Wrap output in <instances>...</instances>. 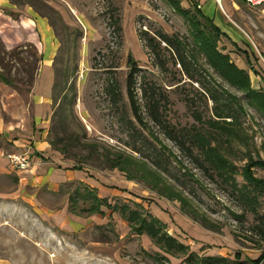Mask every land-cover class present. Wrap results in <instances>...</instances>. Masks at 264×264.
I'll list each match as a JSON object with an SVG mask.
<instances>
[{
  "label": "rangeland",
  "instance_id": "1",
  "mask_svg": "<svg viewBox=\"0 0 264 264\" xmlns=\"http://www.w3.org/2000/svg\"><path fill=\"white\" fill-rule=\"evenodd\" d=\"M7 1L11 7L0 9V26L7 25L4 35L0 34L6 51V56L1 55L5 67L0 61V74L11 79L13 85L0 83V115L5 123L15 121L21 107L26 109L29 104L32 85L25 71L29 61L21 63L14 56L27 57L32 51L31 47H26L30 43L27 42L28 28L18 23L24 17L22 14L30 9L46 19L59 44L54 59L55 120L50 131L60 128L57 133L63 138L60 126H63L62 119H67L75 140L63 142L68 145L67 153H60L64 159L98 176L125 177L134 184L131 187L136 188V197L132 196L128 203L119 202L120 206L127 205L156 219L166 235L189 247L196 261L202 257H219L225 259L226 264H264V225L263 232L256 229L264 220V195L253 193L255 202H246L232 184L233 179L227 181L225 176L218 177L210 169L203 170L194 157L181 152L165 130L149 119H145L144 126L137 127L138 131H133L128 121L131 116L123 114L122 103L112 104L108 95V86L114 80L126 97L127 66L131 57L142 70L141 75L156 82L167 93L164 122L169 131L187 130L191 136L200 131L208 132L205 125L194 121L191 113L198 110L208 118L212 103H208L207 109L203 91L179 73V65L172 64L167 51L160 54L171 62L168 72H161L154 65V55L146 42L140 39L142 31L151 35L161 31L187 38L192 44L189 19L173 10L165 0H25L28 6L25 2L15 6L14 0ZM179 1L190 17L199 20L201 29L208 32L207 23L197 15L195 7L188 0ZM227 2L232 8L238 0ZM262 11L264 4L258 7L246 4L227 11L243 31V41L231 35L237 42L236 47L229 37L209 38L215 41L219 52L229 56L231 63L248 71L252 89L258 92L264 91ZM114 15L120 17L121 32L112 26ZM30 36L37 34L32 32ZM244 53L250 56V64L258 74L246 64ZM197 61L198 68L213 85L243 106L239 123L241 142L232 141L230 147L221 143L219 149L231 165L228 176L235 178L238 189L244 190L248 186L244 170L253 162L263 165L253 167L252 172L264 181V112L249 106L247 96L216 75L203 56ZM39 70L40 66L34 73L35 79ZM172 78L187 83L184 87L181 83L180 89L168 87L166 83ZM184 97L189 98L190 106L184 102ZM138 134L147 140L146 156L154 158V152L160 154V169L126 147ZM52 138L53 133L49 140ZM0 147H5L1 139ZM119 157L123 161L120 169L124 172L110 168L106 161V158ZM105 212V219L97 217L98 221L81 227L78 232L51 227L45 230L31 215L16 213L7 223L1 217L6 224L0 225V264H186V253L185 256L184 253L167 254L149 237L134 235L119 213L109 217L110 212ZM151 214L161 216L163 222Z\"/></svg>",
  "mask_w": 264,
  "mask_h": 264
},
{
  "label": "trees",
  "instance_id": "2",
  "mask_svg": "<svg viewBox=\"0 0 264 264\" xmlns=\"http://www.w3.org/2000/svg\"><path fill=\"white\" fill-rule=\"evenodd\" d=\"M165 1L173 10L181 15L183 14L187 20L189 19L188 21L191 25V37L195 42L193 41L192 44H189L187 38H181L176 34L169 35L161 31L155 32L153 35L149 34L147 31H142L140 33V39H143L146 42L147 48L150 50L151 54L154 55V65L159 68L161 72H168V65L169 62H171L166 60V58L160 54L161 51H167L170 54L169 57L172 60V64L174 66L179 65V73L191 83L197 84V86L203 91L204 94H202V97L205 101L206 108L208 109V103H212L211 115L208 118H204L203 114L198 110L193 111L191 114L195 122L205 125L207 127V131L212 132V134H209L208 132L201 133L200 131L191 136L187 130H182V132L175 130L169 131L164 122L166 119V107L168 105L167 93L156 82H152L148 80L145 75H141L142 70L131 57L128 59L127 66L129 72L126 78V97H124L120 86L114 80L111 82L110 86H108V95L112 104H116L118 102L122 103L123 114L127 117L131 116V120L128 121L133 131H138L137 127L144 126L145 119H149L155 126L165 130L167 137L177 143L181 152L194 157L199 167L205 171L210 169V171L216 173L218 177L225 176L226 180L233 179L232 184L235 185V189L238 190L245 201L248 202L251 200V202L254 203V199L256 197L253 193L264 195V181L256 178L252 169L256 166L263 167V165L260 163L253 164L252 162L248 167H246L244 170V179L249 187L245 186L244 190L242 188L238 189L235 178H232V176H228L227 174L231 165L219 151L222 146L221 143L230 147V143L232 141L238 143L241 142L242 130L239 123L241 113L243 112V106L239 104L236 98L229 95L227 92L219 90L215 85H213L208 80L205 73L198 68L196 62H198L197 60H200L201 56H203L216 75L224 79L229 85L234 86L243 92L249 101L248 105L256 108L260 112H264V91L261 90L258 92L253 90L248 71L238 68L235 64L231 63L229 56L224 55L217 50V46L215 45L216 43L213 39H209L210 36L218 39L220 37H225V35L211 20L204 18L201 12L195 8L197 15L207 23L206 25L209 30L208 32H204V30L201 29L199 20H195L190 17L188 10L182 8L179 0ZM24 2L25 0H14L12 4L18 6L22 5ZM25 3L27 6L29 5L28 1ZM115 12H117V10H115ZM112 20H114V22H112V26H115V29L118 32H121L122 28L120 24V17L118 15H114L112 16ZM210 40L213 41V44L210 43ZM28 44L29 45L26 47H31L32 51L27 57L19 55L14 57H17L21 63L26 64L29 61L28 65H26L28 69L25 71L29 75L28 83H31L33 87L35 82L34 73L40 66L42 56L33 43ZM3 47L4 43L0 36V61L4 66L5 59L2 58L1 55L5 54L6 56V51ZM244 54L246 64L250 66L251 70L255 74H258L250 64V56L246 53ZM30 59H32V61H30ZM111 68H115V66H112ZM0 83L10 87L13 85V81L6 78L5 74H0ZM181 83H183V80L172 78L167 81L166 85L168 87L176 86L174 89H180L179 87H181ZM186 83L187 82L183 83L182 87H184ZM184 102L188 106L191 105L188 97H184ZM53 120H55V112L53 114L52 123ZM62 125L63 126L60 127L63 130L62 134L64 137L62 138L57 133L60 128H57L58 130H54L53 128L50 131V134L53 133L54 138L50 140V144L56 151L66 154L68 145L63 142H74L75 135L70 130L66 118L62 119ZM146 141V139L139 135L136 139L133 138V142L131 144H126V147L132 152L139 154L143 159L152 161L153 165L157 169H160V162H158L159 153L157 154L154 152V158H150V156L145 155V151H148ZM214 142H216V144L213 146L212 144ZM197 152L199 154H196ZM120 158L121 157L113 159L106 158V161L109 163L110 168L119 169L124 172L120 169L123 162ZM87 196L94 200V204L88 210H83V212L98 213L99 207L103 201L98 200L95 196H93V194L88 193ZM109 208L111 209V207ZM112 211L120 213L122 218L129 224L130 230L134 235H145L149 237L167 254L174 255L176 253H184L185 256L186 253L187 257L184 261L186 264H226V260L219 257H202L196 261V259L192 257V253H190L188 246H184L175 238L166 235L163 232L162 225L156 219L146 217L144 214L142 215L141 211L137 209H131L127 205H122L120 207L115 206L112 208ZM263 225L264 220L256 226V229L258 231L261 230L259 232H263V229H261Z\"/></svg>",
  "mask_w": 264,
  "mask_h": 264
},
{
  "label": "crops",
  "instance_id": "3",
  "mask_svg": "<svg viewBox=\"0 0 264 264\" xmlns=\"http://www.w3.org/2000/svg\"><path fill=\"white\" fill-rule=\"evenodd\" d=\"M188 1L204 18L211 20L226 39H232L233 36L244 40L243 31L228 15L233 8L245 6L244 1L238 0L232 8L227 0L224 5L221 2L222 7L217 6L215 0H197V3L196 0ZM10 7L7 0H0V9ZM22 15L24 17H21L18 23L28 28L27 42L37 47L42 61L26 109L21 107L20 115H15L16 120L8 123H5L4 117L0 115V139L5 143V147H0V225H5L10 217L18 213L31 215L45 230L51 227L55 230L78 232L92 224V221H98L97 217L105 219V211L110 212L109 217L119 213L113 212L112 208L120 207L121 201L128 203L127 200L136 195V188H132L134 184L131 185L125 177L98 176L90 170L70 165L60 152L51 146L49 135L55 112L54 59L59 44L46 19L36 16L30 9ZM6 26L5 23L0 26L3 30L0 31V34L3 33L1 35H4ZM32 32L37 36L31 37ZM232 43L234 47L237 46L233 39ZM24 151L31 153L39 163L31 172H13L7 155ZM88 193L103 201L98 213L83 212L94 204V200L87 196ZM81 204L84 205L80 206ZM153 215L163 222L164 218ZM1 217L5 218L6 223H2Z\"/></svg>",
  "mask_w": 264,
  "mask_h": 264
},
{
  "label": "built area",
  "instance_id": "4",
  "mask_svg": "<svg viewBox=\"0 0 264 264\" xmlns=\"http://www.w3.org/2000/svg\"><path fill=\"white\" fill-rule=\"evenodd\" d=\"M244 1L248 6L258 7L264 4V0H241ZM219 7L221 6L222 0H216ZM11 169L17 173H28L33 171L35 166L39 163L38 159L34 158L29 152L10 153L7 155Z\"/></svg>",
  "mask_w": 264,
  "mask_h": 264
},
{
  "label": "bare ground",
  "instance_id": "5",
  "mask_svg": "<svg viewBox=\"0 0 264 264\" xmlns=\"http://www.w3.org/2000/svg\"><path fill=\"white\" fill-rule=\"evenodd\" d=\"M51 257H54L53 255Z\"/></svg>",
  "mask_w": 264,
  "mask_h": 264
}]
</instances>
